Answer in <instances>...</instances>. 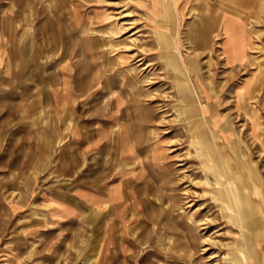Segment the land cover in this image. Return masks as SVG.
<instances>
[{"label": "rangeland", "instance_id": "374dc122", "mask_svg": "<svg viewBox=\"0 0 264 264\" xmlns=\"http://www.w3.org/2000/svg\"><path fill=\"white\" fill-rule=\"evenodd\" d=\"M150 2L0 0V264H246L264 245V29L252 27L248 63L227 67L219 40L195 52L201 73L190 74L155 43ZM226 45L230 63L247 59V47L238 60ZM109 125L136 140L155 180L137 185L138 217L115 226L95 183L93 211L52 220L49 198L122 167L92 152L72 169L59 147L40 152L41 131ZM117 188L109 200H121ZM76 224L90 231L62 228Z\"/></svg>", "mask_w": 264, "mask_h": 264}, {"label": "crops", "instance_id": "0c3cea01", "mask_svg": "<svg viewBox=\"0 0 264 264\" xmlns=\"http://www.w3.org/2000/svg\"><path fill=\"white\" fill-rule=\"evenodd\" d=\"M150 4L154 20L152 32L156 34L155 43L162 49L170 48L178 51L184 59L186 71L190 74L201 73L199 65L194 61L197 57L195 52L207 50L215 41L220 40V51L227 67L246 64L255 56L256 39L252 27L261 26L264 29V0H158L157 2L151 0ZM226 27L230 36L226 33ZM232 34L234 36H231ZM228 41L234 42V53L238 60L244 58L247 47V59L243 63L229 62V54L233 51L232 47L226 45ZM164 44L167 46L165 47ZM186 82L189 85L192 83L191 80ZM118 100L120 101L119 97ZM198 103L202 106V103ZM74 104L76 105V101L69 102V105ZM66 111L69 110L66 108ZM61 131V134L49 131L48 128L41 131L42 135L38 141L41 153L44 154L46 151L52 153L53 148L59 147L60 161L66 164L72 163V169L75 168L74 164L78 165L80 162L79 153L98 152L103 155L101 161L106 165L110 161L108 156L116 154L115 162H118L122 168L121 171L112 174L113 180H109L111 174L102 169V172L99 171L94 176L90 186L83 184L68 197L49 198L51 209L46 211L48 217L60 224H66L79 220L88 209L93 211L96 204L91 194L94 192V184L97 183L101 190L99 193L102 194L101 212H107L109 219L117 227L120 225L122 228V221H125L127 226L134 223L141 208L140 190L137 185L145 179L155 181L138 162H143V157L140 155L136 140L124 141L126 137L123 136L121 141L110 125L107 128L99 127L95 133L91 134L77 127L76 131L71 133H67L65 129ZM69 154H71L70 157ZM108 187L109 189L118 187L117 190L122 195L121 200H109ZM115 193H117L116 190ZM109 211L113 212L112 218ZM109 226L111 224L108 225L107 231L102 232L105 235L102 236L100 244L110 241L107 237L110 233ZM62 228L64 230L70 228L71 233H82L84 229L87 232L90 231L89 226L79 224ZM247 254L246 264H264V245L251 247ZM167 259L169 261L172 257Z\"/></svg>", "mask_w": 264, "mask_h": 264}, {"label": "bare ground", "instance_id": "6f19581e", "mask_svg": "<svg viewBox=\"0 0 264 264\" xmlns=\"http://www.w3.org/2000/svg\"><path fill=\"white\" fill-rule=\"evenodd\" d=\"M249 97H250V95H249ZM240 103H241V106L243 105V106H245V110L246 109H248V102H247V99H244V98H242L241 99V101H240ZM247 104V105H246ZM251 114V113H250ZM227 178V177H226ZM231 185V184H230ZM233 186H235L234 184H233ZM233 188V187H232ZM235 192H236V196H237V201L239 202V200H242V196H241V194H239V191H238V188H237V186H235ZM224 198V197H223ZM236 204V203H235ZM239 205V204H238ZM238 209H239V212H243V210H242V208L239 206L238 207ZM240 214V213H239ZM259 226V225H258ZM249 227H251V224H249ZM258 228V227H257ZM260 228V227H259ZM260 230V229H259ZM260 235V233L256 236L257 238H260L261 236H259Z\"/></svg>", "mask_w": 264, "mask_h": 264}]
</instances>
